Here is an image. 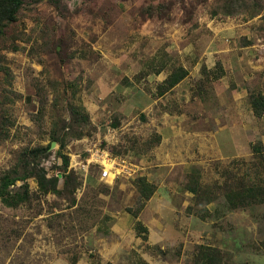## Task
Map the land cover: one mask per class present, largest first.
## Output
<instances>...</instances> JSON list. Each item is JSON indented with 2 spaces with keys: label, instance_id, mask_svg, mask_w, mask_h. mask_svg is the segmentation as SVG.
Returning <instances> with one entry per match:
<instances>
[{
  "label": "rangeland",
  "instance_id": "1",
  "mask_svg": "<svg viewBox=\"0 0 264 264\" xmlns=\"http://www.w3.org/2000/svg\"><path fill=\"white\" fill-rule=\"evenodd\" d=\"M160 3L165 6L161 13L155 11L151 17L142 14L145 6ZM216 3L217 0H24L17 20L8 25L0 37V65L9 70V74L0 71V174L14 164V152L18 149L46 146L50 142V114L70 123L66 103L73 91L71 84L77 86L80 101L100 114L95 118L92 113L93 134L96 125L104 127L108 110L112 112V120L120 118V105L112 96L110 101L109 97H104L105 90L116 85L126 87L130 81L147 80L149 74L136 76L160 66L154 62L155 55H162L163 64L166 61L170 67L181 62L192 65L191 59L182 60L173 51L177 52L178 48L209 50L214 31L218 29L224 33L223 41L227 45L248 44L251 41L244 35L246 26L258 39V44H264L263 18L257 16L251 19L255 24H245L250 21L245 16L214 15ZM170 47L172 55L168 56L163 51ZM33 77H51L59 84L57 105L52 111L47 110L41 127L33 121L38 106L31 84ZM261 90L264 88L256 84L248 94L263 93ZM11 91L22 97H14ZM8 98L15 101L11 103ZM4 107L9 108L8 118L13 125L4 123ZM139 125L135 123L136 131L141 129ZM252 126L253 144L264 149V116L254 119ZM129 132L134 130L124 134L127 147L131 145L128 139L136 138ZM123 146L118 154L125 151ZM57 150L58 144L52 142L47 154H40L45 156L40 161L50 175L57 171L53 166L59 158ZM76 150L78 143L72 141L63 152ZM258 163V154L253 151L228 163H215L213 169L203 172L200 187L205 195L201 194L203 198L199 201L194 198L186 211L196 215L189 216L192 229L170 234L168 242L155 244L153 249L144 247V250L156 257L159 264H197L198 248L208 245L220 250L222 264H264V205L233 209L226 203L223 188L225 183L235 186L245 180L249 185L264 179ZM90 173L94 176L88 180H96L98 169L91 166ZM23 174V168H19L17 175ZM124 178L110 185L93 184L95 188L87 180L77 190L81 210L68 208L64 202L55 204L51 195L15 208L5 207L0 201V264H41L43 260L44 264H50L58 253L79 250V244H73L77 237L81 236L82 240L84 235L88 241L92 225L104 220L98 209L102 202L94 199L95 192L110 193L116 205L123 198L127 205L134 201L131 209L137 206L131 179ZM26 182L31 190L37 188L32 177ZM21 184L23 182L17 180L13 188ZM181 188L184 189L183 184ZM85 244L80 247L84 248ZM87 245L85 255L95 262L98 259L96 248ZM88 248L93 250L90 254ZM127 256L141 263L137 251Z\"/></svg>",
  "mask_w": 264,
  "mask_h": 264
},
{
  "label": "crops",
  "instance_id": "2",
  "mask_svg": "<svg viewBox=\"0 0 264 264\" xmlns=\"http://www.w3.org/2000/svg\"><path fill=\"white\" fill-rule=\"evenodd\" d=\"M247 28L244 35L251 42L245 45H227L223 41L224 33L218 29L214 31L212 45H207L209 50L178 48L177 52L173 51L182 60L191 59L192 65L178 64L186 69L187 76L161 95L156 93L157 85L172 69L166 61L159 73L150 72L143 82L130 81L126 87L116 85L105 90L103 96L109 97V101L112 96L120 105V124L111 126L112 112L108 110L103 128L96 125L92 136L75 140L78 149L82 148L81 141L85 139L117 148L126 146L124 134L133 129L134 132L129 134L136 138L128 141L133 144L136 140L135 147L129 146L130 150L118 155L129 157L139 168L138 177H145L155 190L138 209L139 193L131 179L137 202L132 212L126 208L133 207L134 201L127 205L122 198L116 205L110 193L95 192L94 199L102 202L98 207L100 217L109 219L92 225L88 241L84 235L82 240L81 236L77 237L73 244H79V250L63 255L58 253L50 264H138V259L127 256L134 250L141 258L140 264H159L144 247L153 249L155 244L168 242L170 234L192 229L189 216L196 215L186 211L195 194L185 187L187 180L197 178L201 183L203 172L213 169L215 163H228L253 152L252 123L257 117L247 96L256 84L264 88V44H258V39ZM163 52L170 56L172 47ZM154 57L159 59L162 55ZM85 108L91 121L94 119L92 113L95 118L100 116L95 108ZM141 119H144L142 123ZM135 123H140L139 131H136ZM156 138L159 139L157 143ZM92 176L89 172L85 179L80 176L82 185ZM99 182L97 174L96 180L90 178L88 184L93 186ZM76 196L79 199L78 193ZM88 207L92 211L91 204ZM83 243H86L84 248L87 243L96 248L98 259L95 262L86 257L84 248L80 247ZM92 251L88 248L87 253Z\"/></svg>",
  "mask_w": 264,
  "mask_h": 264
},
{
  "label": "trees",
  "instance_id": "3",
  "mask_svg": "<svg viewBox=\"0 0 264 264\" xmlns=\"http://www.w3.org/2000/svg\"><path fill=\"white\" fill-rule=\"evenodd\" d=\"M23 2L24 0H0V37L4 35L6 27L17 20ZM164 8V4L161 3L156 5L149 4L142 8L141 12L145 17H151L155 11L161 13ZM218 14L223 16L241 15L243 17L245 16L248 20L257 16L264 19V0H217L214 7V15ZM242 44H245V42ZM160 59L154 58V62L160 65H158V68L152 67L151 71H143L136 77L140 78L148 75L150 72L159 73L165 66V63L163 64L162 59ZM0 71L9 74V70L1 65ZM187 74L188 72L183 66H173L165 80L157 85V94L161 95L170 90L186 77ZM31 79V84L34 88L38 103L37 110L33 114V121L38 127H41L42 123L45 121L44 117L47 110L52 111L57 105L59 84L51 77H46L45 79L33 77ZM126 81L125 79L124 82ZM70 88L73 89V91L70 99L66 103V107L70 113V123L66 124L60 119L55 118L53 114H50V120L52 121L51 128L48 130L50 142L46 146L38 145L18 149L14 152V164L10 169L4 170L0 174V201L5 207L15 208L22 205L25 206L34 199L46 198L48 195H51L54 197L55 204L57 202H64L68 208L75 207L80 210L83 208H81L82 204H79L80 198L77 199L76 196L77 190L82 186L81 178L74 171L68 170L69 156L63 151L69 142L82 139L91 134V120L84 104L77 96V86L71 84ZM11 94L16 98L22 97V94L17 92L11 91ZM247 99L254 116L258 118L264 116V93L250 92ZM8 100L11 103L15 101V99L9 98ZM3 109L4 123L7 121L9 125H13V121L8 118V114L10 113L9 108L4 107ZM119 124V119L114 118L111 120L112 127H118ZM60 131H62L61 135ZM158 140L159 139L156 138V143ZM52 142L58 144L57 154L61 159L60 164H53L57 170V175L55 173L48 175V170L40 161L42 157H45L40 154L43 153V155H46ZM134 143L130 145L131 149L135 147L136 140ZM146 145L148 144H145V146ZM120 148H122V146L118 148L114 146L112 147V152L118 154L117 152ZM123 148L125 150H130L127 146H123ZM253 151L258 154V164L264 172V149L258 145H254ZM19 168H23L24 170V174L21 176L17 175ZM59 175H61V177H59ZM29 177H32L36 182L37 188L35 190H31L26 182V179ZM190 179L191 180L187 184V189L194 192L195 200L199 201L203 198L201 194L205 195L204 191L200 187L197 178ZM17 180L22 181L23 184L18 186L17 189H14L13 187ZM134 184L139 193V209L143 206L144 202L150 198L155 190V186L142 176L134 179ZM223 188L225 189L224 197L226 203L233 209L245 205H264V179H260L257 182L252 181L249 185H246L245 180L236 183L235 186L225 183ZM83 200L84 199H81V202H83ZM205 207L203 208L206 209ZM126 210L132 212V209L129 207L126 208ZM108 219L109 218L104 217L105 221ZM221 259L220 250L208 245L200 246L195 256L197 264H222Z\"/></svg>",
  "mask_w": 264,
  "mask_h": 264
},
{
  "label": "built area",
  "instance_id": "4",
  "mask_svg": "<svg viewBox=\"0 0 264 264\" xmlns=\"http://www.w3.org/2000/svg\"><path fill=\"white\" fill-rule=\"evenodd\" d=\"M109 131H113V129H109ZM81 143V149L73 153H67L69 156L67 168L80 175L83 179L88 175L91 166L98 169V179L105 184H112L122 177L135 179L139 176L137 165L129 157L113 153L112 147L114 146L111 144L103 146L100 141L89 139H85ZM60 162L61 159L58 158L55 163L60 164ZM42 165L44 166V163ZM55 174L57 175L56 172Z\"/></svg>",
  "mask_w": 264,
  "mask_h": 264
},
{
  "label": "water",
  "instance_id": "5",
  "mask_svg": "<svg viewBox=\"0 0 264 264\" xmlns=\"http://www.w3.org/2000/svg\"><path fill=\"white\" fill-rule=\"evenodd\" d=\"M54 143V142H53ZM53 145V144H52Z\"/></svg>",
  "mask_w": 264,
  "mask_h": 264
}]
</instances>
